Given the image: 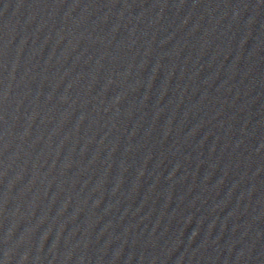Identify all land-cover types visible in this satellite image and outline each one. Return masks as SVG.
Masks as SVG:
<instances>
[{
    "label": "water",
    "instance_id": "water-1",
    "mask_svg": "<svg viewBox=\"0 0 264 264\" xmlns=\"http://www.w3.org/2000/svg\"><path fill=\"white\" fill-rule=\"evenodd\" d=\"M0 264H264V0H0Z\"/></svg>",
    "mask_w": 264,
    "mask_h": 264
}]
</instances>
